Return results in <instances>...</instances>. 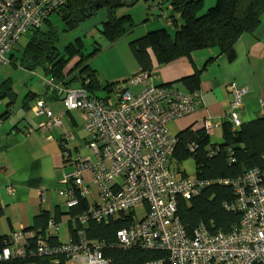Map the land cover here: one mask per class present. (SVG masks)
Segmentation results:
<instances>
[{
    "label": "built area",
    "instance_id": "built-area-1",
    "mask_svg": "<svg viewBox=\"0 0 264 264\" xmlns=\"http://www.w3.org/2000/svg\"><path fill=\"white\" fill-rule=\"evenodd\" d=\"M68 1L0 0V62L6 60L24 31L40 26ZM151 76L138 70L123 84L122 90L102 99L90 96L79 85L62 89L63 107L66 111L78 110L83 117L89 150L73 156L69 135L65 134L61 140L63 157L72 166L62 178L66 205H76L78 197H88L92 183L97 186L98 200L78 215L81 224L89 217L102 220L129 214L146 203L149 208L140 220L117 231L118 243L123 247L137 242L144 248L169 254L167 259L146 264H264V186L257 169L239 179L222 180L231 184L237 195L225 207L241 212L242 216L232 231L212 234L199 226L187 233L179 221L177 196L189 199L206 182L193 174L179 177L173 170L170 159L176 137L167 125L191 113L199 98L196 92L156 86L150 81ZM46 82L53 86L51 79ZM130 84H140L142 88L133 93L128 88ZM229 87L232 93L229 120L232 129H237L241 124L238 109L246 90L234 84ZM33 109L46 117L38 125L40 130L61 125L62 116L53 113L43 100L38 99ZM200 124L206 133L212 131L208 119H202ZM86 172L91 174V183L85 181ZM7 191L12 194L13 188L7 187ZM38 195L43 197L42 188ZM49 227L54 225L50 223ZM24 236L21 231L13 233L12 244L3 247L0 256H23L24 249L18 243ZM99 247L90 248L82 230H78L77 243L66 244L57 251L67 254L66 264H105ZM44 249L39 246L36 253L40 255Z\"/></svg>",
    "mask_w": 264,
    "mask_h": 264
},
{
    "label": "trees",
    "instance_id": "trees-1",
    "mask_svg": "<svg viewBox=\"0 0 264 264\" xmlns=\"http://www.w3.org/2000/svg\"><path fill=\"white\" fill-rule=\"evenodd\" d=\"M93 1L69 0L65 3L56 12L64 23V30L76 28L97 14L100 9L110 6L106 4L97 8ZM125 1L131 5L137 0ZM163 2H168L171 6L172 12L168 17L170 28L161 26L149 30L129 42L139 70L151 75L152 58L158 64H165L205 48H217L228 60H233L236 40L243 33H252L264 15V0H214L209 6H205V0ZM50 16L40 26L26 30H30L31 35L25 44L21 45L19 39L16 41L8 52L11 62L29 71L41 67L46 92L59 93L61 103L64 87L79 85L84 87L90 96L99 99L108 97L111 92L122 90L124 87L118 85L119 83L109 81L101 83L96 70L88 63L100 50V46L94 45L86 50L83 40L77 37L61 50L57 47L58 32L50 21ZM44 24L47 27L42 30ZM135 26L130 13L120 16L108 13L101 22L100 33L106 40L113 42L130 33ZM61 55L63 56L58 60ZM48 79H51L53 86L47 85ZM175 82L185 85L187 92H197L199 76L192 73L174 82L154 85L174 87ZM10 83V79H5L0 84V94L7 96L8 101L11 100L8 105L16 95ZM101 90L105 91V94L98 95V91ZM30 95V92H27L25 98H29ZM175 137L170 164L172 166L175 162L177 166L176 168L173 166V170L179 177H184L187 173L179 164L186 159H192L193 175L206 182L198 193L189 199L177 196L176 215L179 221L187 233H192L199 226L212 234L229 233L239 225L242 216L241 212L225 207V204L234 201L237 195L234 187L223 183L222 180L239 179L246 172L257 169L261 173V183L264 186V117L241 122L237 129H232L231 121L225 119L221 124V140L218 143L212 142L204 129H192L190 126L181 129ZM61 140L59 143L63 154ZM64 162L68 161L64 159ZM89 206L87 197H78L76 205H66L67 210L64 213L69 216L70 236L66 241H62L54 232H49V224L57 227L61 214L64 213L57 209L51 215L48 211L41 210L33 217L31 225L21 230L22 233L30 232L18 243V246L24 249V255L16 254L8 258L0 256V264H66L67 254L57 249L66 244L77 243L78 230H82L90 248L100 245L105 264H146L150 260L168 258L167 251L147 249L137 242L128 247L118 243L117 231L126 229L137 221L133 218L135 209L129 214L102 220L89 217L81 224L78 215ZM142 207L145 212L149 208L146 203L142 204ZM11 236L12 234L0 235V251L12 244ZM39 246L46 248L40 255L36 253Z\"/></svg>",
    "mask_w": 264,
    "mask_h": 264
},
{
    "label": "crops",
    "instance_id": "crops-1",
    "mask_svg": "<svg viewBox=\"0 0 264 264\" xmlns=\"http://www.w3.org/2000/svg\"><path fill=\"white\" fill-rule=\"evenodd\" d=\"M125 1V0H124ZM214 0H205L209 6ZM142 2L137 0L134 4ZM135 9L132 15L136 24L135 28L123 37L110 42L106 49L119 54L124 62L116 64L117 71L109 74L101 73L97 78L101 83L106 81L121 83L128 80V76L136 73L140 68L134 58L129 42L144 35L147 31L161 27L162 24L154 23L150 19L151 10H158L166 3ZM168 9L171 6L168 3ZM160 11V10H159ZM164 14V11H162ZM169 17V16H168ZM170 26V21L167 19ZM102 49V48H100ZM235 57L228 60L217 48L196 50L189 56H181L165 64H158L154 58L151 82L156 85L174 82L183 76L196 73L199 76L197 96L198 104L194 110L181 118L170 121L168 130L176 134L181 129L201 127V120L208 119L212 123L210 139L214 143L221 140V124L229 119L230 102L232 93L230 84L243 88L246 92L242 95V106L238 109L241 122H246L258 117H264V15L257 28L252 33H243L234 43ZM39 69L29 71L11 62L10 56L0 62V84L5 79H10L13 92L16 93L11 104L8 97L0 94V235H11L31 225L33 217L41 210L54 214L56 210L65 212L67 195L64 193L62 178L72 166L64 162L59 141L65 134L69 135V146L73 156L87 153V133L83 128V117L78 110L66 111L61 103L59 93L46 92L43 84V72ZM38 74H36V72ZM31 75L34 80L28 81ZM139 88L140 84H130L129 89ZM174 88L187 92L185 85L175 82ZM30 92V97L25 98ZM110 96V93L108 94ZM105 97V96H104ZM45 99V104L53 113L62 116V123L50 130H40L38 125L45 120L43 113H37L33 108L35 100ZM12 99V98H11ZM26 104V105H25ZM31 129V131H27ZM51 136L49 139L48 137ZM66 160V159H65ZM186 159L184 161L187 162ZM180 164L181 169L189 171L188 164ZM194 169V162L190 159ZM184 163V167H183ZM90 173H85V181L90 182ZM95 184H89L91 191L87 197L89 204L98 200V191L91 190ZM13 188V193L7 191ZM43 197H39L40 189ZM97 188V186H96ZM96 197V198H95ZM66 213V212H65ZM61 214L57 227H49V232H54L62 240L69 239V216ZM64 223L65 231H59ZM55 228V229H53ZM47 230V231H48ZM30 232H25L27 236Z\"/></svg>",
    "mask_w": 264,
    "mask_h": 264
},
{
    "label": "rangeland",
    "instance_id": "rangeland-1",
    "mask_svg": "<svg viewBox=\"0 0 264 264\" xmlns=\"http://www.w3.org/2000/svg\"><path fill=\"white\" fill-rule=\"evenodd\" d=\"M161 1L162 0H150L146 5L147 6H150L152 4L156 5ZM143 5L144 4H142V2H138L137 4L132 5V6H129V5L121 6V7L105 6L104 8L100 9L97 12V14L88 18L87 20H85L79 26H77L76 28L72 30H64V27H65L64 23L60 20L59 16L56 13H53L50 16V21L53 23L55 29L58 32V41L56 42V45L61 50L66 44L73 42L74 39H76L77 37H80L85 44L86 50H89L91 47H94V45L100 46V48H102L98 52H96L95 55L90 58V60L88 59L89 60L88 63L90 65H95L98 68V71H100L99 72L100 79H101L100 75L102 72L105 74L118 72L116 64H120L124 62V60L119 54L115 52L112 53L111 50L106 49L107 45L110 42L106 40L100 33L101 22L105 20L106 15L108 13L112 15H116V16H120L125 13L133 14L136 8L141 7ZM161 6H162V9L160 8L158 10H151V12L149 13V15L151 16L150 19H153V21H155L154 23L162 24L161 26L170 28V26H168L167 24V19H168V16L171 14L172 10L168 9V2L162 4ZM162 11H164L165 15L162 14ZM46 27L47 26L44 24L41 29L44 30ZM30 35H31V31L30 30L26 31L19 37L18 42L21 45L25 44V42L28 40ZM38 69L39 70L37 71L43 72L41 67H38ZM28 73L30 75V78L28 79V81L30 82L34 80L35 77L31 75V72H28ZM36 74H38V72H36ZM118 85H121V83H119ZM138 89L139 88L137 87L135 88L133 87L130 90L133 93H136L139 91ZM114 93L115 92H111L110 96L113 97ZM103 94H105V91L103 90L98 91V95H103ZM189 160H187V162L184 161V163H187L189 166L188 169H190L189 171L186 172L187 175H192L194 169H193V166L191 165V161ZM184 163H183V167H184ZM173 166L176 168L177 164L175 162L172 164V168L174 169ZM91 190L94 193L97 190L96 186H92ZM144 213H145L144 208L141 205H138L137 207H135V219L137 221L140 220L144 216ZM64 226H65L64 223H62L60 226L59 231L61 233L62 231H65Z\"/></svg>",
    "mask_w": 264,
    "mask_h": 264
},
{
    "label": "water",
    "instance_id": "water-1",
    "mask_svg": "<svg viewBox=\"0 0 264 264\" xmlns=\"http://www.w3.org/2000/svg\"><path fill=\"white\" fill-rule=\"evenodd\" d=\"M143 3L149 2L150 0H141ZM110 5L112 7H121V6H126L129 5L126 1L124 0H94L93 1V5L95 7H102L104 5ZM63 55H61L58 60L62 57ZM57 61V60H56ZM42 262H45L44 260H42Z\"/></svg>",
    "mask_w": 264,
    "mask_h": 264
}]
</instances>
